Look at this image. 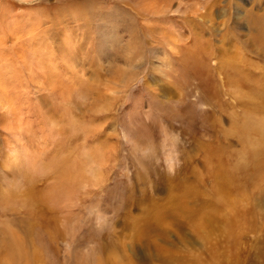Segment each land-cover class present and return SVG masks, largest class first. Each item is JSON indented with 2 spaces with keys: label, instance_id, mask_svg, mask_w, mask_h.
<instances>
[{
  "label": "rangeland",
  "instance_id": "1",
  "mask_svg": "<svg viewBox=\"0 0 264 264\" xmlns=\"http://www.w3.org/2000/svg\"><path fill=\"white\" fill-rule=\"evenodd\" d=\"M0 264H264V0H0Z\"/></svg>",
  "mask_w": 264,
  "mask_h": 264
},
{
  "label": "bare ground",
  "instance_id": "2",
  "mask_svg": "<svg viewBox=\"0 0 264 264\" xmlns=\"http://www.w3.org/2000/svg\"><path fill=\"white\" fill-rule=\"evenodd\" d=\"M11 110V109H10Z\"/></svg>",
  "mask_w": 264,
  "mask_h": 264
}]
</instances>
